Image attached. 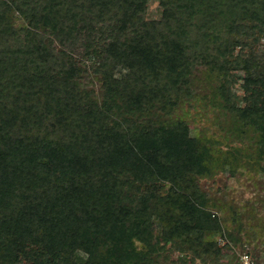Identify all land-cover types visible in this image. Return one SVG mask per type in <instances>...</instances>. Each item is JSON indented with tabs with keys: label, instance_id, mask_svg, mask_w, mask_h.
Masks as SVG:
<instances>
[{
	"label": "trees",
	"instance_id": "obj_1",
	"mask_svg": "<svg viewBox=\"0 0 264 264\" xmlns=\"http://www.w3.org/2000/svg\"><path fill=\"white\" fill-rule=\"evenodd\" d=\"M156 1L0 0V264H225L216 238L240 241L198 186L212 142L170 114L204 64L264 146V50L233 53L264 40V0Z\"/></svg>",
	"mask_w": 264,
	"mask_h": 264
},
{
	"label": "rangeland",
	"instance_id": "obj_2",
	"mask_svg": "<svg viewBox=\"0 0 264 264\" xmlns=\"http://www.w3.org/2000/svg\"><path fill=\"white\" fill-rule=\"evenodd\" d=\"M144 16L158 19L160 7L156 0H147ZM16 25L22 24L15 20ZM264 40L256 39L249 46L235 47L234 54L243 58L255 55L259 58L264 50ZM79 55V50L75 52ZM218 71L196 63L187 78L189 96L180 98L170 118L178 119L193 136L207 138L211 148L223 163L211 177L198 179V186L206 195L210 212L224 228L239 237L236 244L223 245L225 239L216 238L221 246L220 259L225 264H237V257L247 252L251 257L264 259V146L255 143L256 132L242 126L241 121L225 109L217 91ZM230 90L242 105L241 84L243 71H229ZM233 77V79H232ZM81 86L93 89L99 96L98 78L87 70L80 77ZM165 187L166 184H165ZM177 253L170 254L175 258ZM81 262V255L75 258ZM261 263V262H260Z\"/></svg>",
	"mask_w": 264,
	"mask_h": 264
},
{
	"label": "built area",
	"instance_id": "obj_3",
	"mask_svg": "<svg viewBox=\"0 0 264 264\" xmlns=\"http://www.w3.org/2000/svg\"><path fill=\"white\" fill-rule=\"evenodd\" d=\"M258 260L260 259L251 257L246 252H244L243 254L240 255V257H238L239 264H264V259L263 261H258Z\"/></svg>",
	"mask_w": 264,
	"mask_h": 264
}]
</instances>
